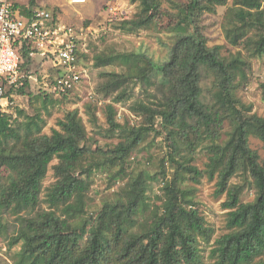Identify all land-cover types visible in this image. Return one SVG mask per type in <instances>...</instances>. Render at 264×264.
<instances>
[{
	"label": "trees",
	"instance_id": "16d2710c",
	"mask_svg": "<svg viewBox=\"0 0 264 264\" xmlns=\"http://www.w3.org/2000/svg\"><path fill=\"white\" fill-rule=\"evenodd\" d=\"M132 1L144 14L125 20L128 29L151 30L167 20L176 32L165 61L112 48L78 53L83 65L93 60L102 70L92 95L113 97L105 106L104 131L120 141L96 144L78 108L45 133L41 113L28 115L15 103L16 95L27 93L28 77L23 86H6L8 105L0 107V241L8 232L6 216L13 214L19 224L7 238L9 249L20 245L14 264H204L203 245L211 244L215 229L200 208L195 184L207 176L217 180L216 194L225 195L227 210V232L210 249L213 264H264V158L250 144L251 136L264 142V116L238 95L250 83L253 58L264 57V0H233L228 7L225 36L239 49L229 55L221 45H209L199 30L202 0H169L177 7L184 4L179 14L164 0ZM36 5L37 0L14 1L26 17ZM18 46L21 69L28 74L35 49L28 40ZM56 68L51 87L61 73ZM136 84L146 97L135 100L131 110L143 123H120L115 103L127 99ZM260 87L264 100V82ZM43 96L46 106L76 93L50 88ZM87 106L97 124L96 111ZM151 132L163 134L167 144L160 169L130 171L133 155ZM201 150L208 157L205 169L194 164ZM54 159L57 179L43 198ZM101 171L120 185L92 210L89 193Z\"/></svg>",
	"mask_w": 264,
	"mask_h": 264
},
{
	"label": "rangeland",
	"instance_id": "374dc122",
	"mask_svg": "<svg viewBox=\"0 0 264 264\" xmlns=\"http://www.w3.org/2000/svg\"><path fill=\"white\" fill-rule=\"evenodd\" d=\"M14 1V0H13ZM29 1V0H28ZM52 5L44 6L51 11H56L61 16V21L66 25H73L74 27H88L89 29H96L94 36H91L90 47H87L89 54L97 51L103 52L106 48L117 49L119 51H140L152 57L157 63L165 61L169 57V51L174 43V32L167 25V20H162L160 24L154 26L151 30H141L138 32L131 31L128 26H124V21L127 19H135L144 14L139 2L132 0H87L82 4H71L69 0H49ZM186 1V0H184ZM179 2V0H175ZM188 2V1H187ZM70 3V4H69ZM201 16L196 20L199 30L207 37L209 45H221L222 53L229 55L236 52L238 47L231 45L225 36V27L227 25L226 14L228 7L232 5L233 0H202ZM164 5L170 11L181 13L183 10V3L180 7L169 0H164ZM264 6V1H263ZM113 8H117V15L114 14ZM195 8V7H194ZM196 10L200 9L196 7ZM88 19L91 22L86 26ZM169 19V18H162ZM103 37V38H102ZM244 52V51H243ZM253 69L250 72V83L248 86L241 87L238 90L239 97L245 103H252V112L264 116V100L262 99V90L260 84L264 82V57L253 58ZM54 57L42 56L36 54L33 61L28 67V74L24 72L29 79L26 86V94L16 95L15 103L19 108L24 109L28 115H33L36 112L41 113V116L46 120L43 132L51 134L53 128H59L58 121L63 119L66 112L78 108L80 115L83 117L89 135L96 144L104 145L107 143H117L119 137L107 136L105 134L106 104L113 101V97L106 98L102 94L96 93L95 86L101 81L99 68L93 66V60L87 61L89 68L86 70L87 80H84L79 88L75 89L76 96L72 99H67L62 102L61 97H57L53 102H48L43 105L45 91H50L51 78L57 72V66ZM209 87L208 85L205 86ZM132 92L128 94V98L122 102L115 103L117 109V120L120 123L128 122L133 125H140L143 120L136 117L131 110V105L135 100H142L146 97L145 92L139 84L132 86ZM38 96V97H36ZM41 96V97H40ZM58 96V95H57ZM87 104L96 111L98 123H93V118L88 112ZM91 111V110H90ZM26 116V115H25ZM20 119L25 121L27 117ZM227 130L228 126L225 127ZM161 130V128L159 127ZM225 137L226 134L223 133ZM250 144L254 149H257L262 158H264V142L259 138L251 136ZM167 150L163 134L148 133L142 145L136 150L132 158V168L138 172L140 168H148L150 172H155L160 169V161ZM208 161L205 150H201L196 156L194 164L200 169L206 168ZM58 163V159H54L48 170V174L43 181L44 192L42 197H45L47 188L53 184L57 177L55 175L54 165ZM110 172H98L94 176V183L90 190V197L93 199L92 210L98 209L102 205L103 199L111 195L120 185L117 182L109 180ZM216 179H209L205 176L200 184H195L197 187V196L200 201V208L208 224L215 229L214 238L210 245H203V260L204 264H213L214 259L210 257V249L214 240L227 232L226 228V212L223 207L225 195L218 196L216 194ZM116 183V184H114ZM159 183L156 184V187ZM194 185V184H192ZM111 187V188H110ZM159 188V187H158ZM43 207H47V203H43ZM6 222L8 225V232L4 240L0 241V261L3 264H14L13 258L20 249V245L14 246L11 249L8 247L7 235H12L15 232L17 225V216L7 214Z\"/></svg>",
	"mask_w": 264,
	"mask_h": 264
},
{
	"label": "built area",
	"instance_id": "2783aa9c",
	"mask_svg": "<svg viewBox=\"0 0 264 264\" xmlns=\"http://www.w3.org/2000/svg\"><path fill=\"white\" fill-rule=\"evenodd\" d=\"M71 4L86 3L87 0H69ZM117 15V8H113ZM88 27H74L55 19L53 11L37 7L31 17H26L14 8L13 0H0V107H6V86L24 85L26 74L21 69L22 57L19 41H31L35 49L32 54L54 57L61 73L52 90L65 94L79 88L86 75V67L79 61V51L89 52L88 39L99 31ZM21 45V44H20ZM93 94V93H91Z\"/></svg>",
	"mask_w": 264,
	"mask_h": 264
},
{
	"label": "crops",
	"instance_id": "0c3cea01",
	"mask_svg": "<svg viewBox=\"0 0 264 264\" xmlns=\"http://www.w3.org/2000/svg\"><path fill=\"white\" fill-rule=\"evenodd\" d=\"M15 2H18L20 4H27L28 3V0H14ZM48 5H52V3H50L49 0H37V5L33 8H37V7H43V8H46L44 6H47ZM70 4V3H69ZM48 9V8H47ZM57 18L61 21V16L57 14Z\"/></svg>",
	"mask_w": 264,
	"mask_h": 264
}]
</instances>
